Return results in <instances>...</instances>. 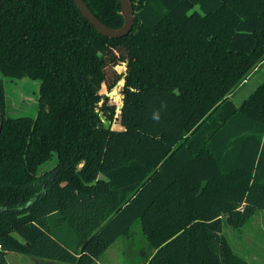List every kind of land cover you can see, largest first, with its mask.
I'll list each match as a JSON object with an SVG mask.
<instances>
[{"label": "trees", "instance_id": "1", "mask_svg": "<svg viewBox=\"0 0 264 264\" xmlns=\"http://www.w3.org/2000/svg\"><path fill=\"white\" fill-rule=\"evenodd\" d=\"M85 1L124 23L119 0ZM133 5L112 38L73 0L1 1L0 72L40 86L34 117L6 116L0 79V264H94L136 221L146 264H250L223 227L264 210V81L233 99L264 61V0Z\"/></svg>", "mask_w": 264, "mask_h": 264}, {"label": "rangeland", "instance_id": "2", "mask_svg": "<svg viewBox=\"0 0 264 264\" xmlns=\"http://www.w3.org/2000/svg\"><path fill=\"white\" fill-rule=\"evenodd\" d=\"M260 69L248 83L238 89L233 95L235 102L240 104L248 95L251 87L264 75V61L257 64ZM120 66L119 70H125ZM256 69V68H255ZM255 71V70H254ZM253 71V72H254ZM6 91V116H35L39 106L40 81L31 78H11L0 72ZM114 91V90H113ZM110 92H106V95ZM115 94L109 96V102L120 104L122 91L115 89ZM101 106L104 101H101ZM111 110L99 108L98 113L106 124L119 128L120 124L113 118L110 119ZM118 110L115 111V115ZM113 115V117L115 116ZM57 155L43 163L42 171L51 170L55 167ZM223 233L229 240L236 253L244 257L250 264H264V210H257L249 220L240 228H235L224 222ZM151 252L139 221L134 222L129 235L119 237L101 256L99 264H146V257Z\"/></svg>", "mask_w": 264, "mask_h": 264}, {"label": "water", "instance_id": "3", "mask_svg": "<svg viewBox=\"0 0 264 264\" xmlns=\"http://www.w3.org/2000/svg\"><path fill=\"white\" fill-rule=\"evenodd\" d=\"M0 0V4H1ZM82 14L88 19V21L97 29V31L105 36L112 38H121L128 35L134 26L135 10L133 0H119L121 3V15L124 18V23L121 26L114 27L104 23L99 17H97L91 10L85 0H73ZM257 67V66H256ZM108 93L107 95L112 94ZM114 94V93H113ZM3 128V117L0 119V134Z\"/></svg>", "mask_w": 264, "mask_h": 264}, {"label": "crops", "instance_id": "4", "mask_svg": "<svg viewBox=\"0 0 264 264\" xmlns=\"http://www.w3.org/2000/svg\"><path fill=\"white\" fill-rule=\"evenodd\" d=\"M259 67H260V65H258L256 67L255 71L244 82V84L248 83V81L252 77H254L256 72L260 69ZM262 81H264V75L260 79H258V81H256V83L251 87L250 91H248V92L251 93ZM248 95H245V96L247 97ZM233 99L235 101L234 97H233ZM15 236H17L19 239L23 240V238L19 234L15 233ZM6 256H7L9 264H61V262H59L58 260L45 259V258H42L39 256L30 255V254H26V253H20V252H16V251H8ZM94 264H99V260L96 261Z\"/></svg>", "mask_w": 264, "mask_h": 264}, {"label": "clouds", "instance_id": "5", "mask_svg": "<svg viewBox=\"0 0 264 264\" xmlns=\"http://www.w3.org/2000/svg\"><path fill=\"white\" fill-rule=\"evenodd\" d=\"M154 118H155V119H159V115L156 114V115L154 116Z\"/></svg>", "mask_w": 264, "mask_h": 264}, {"label": "built area", "instance_id": "6", "mask_svg": "<svg viewBox=\"0 0 264 264\" xmlns=\"http://www.w3.org/2000/svg\"><path fill=\"white\" fill-rule=\"evenodd\" d=\"M2 248V246H1V243H0V249Z\"/></svg>", "mask_w": 264, "mask_h": 264}]
</instances>
